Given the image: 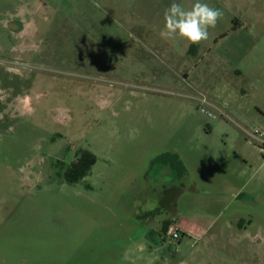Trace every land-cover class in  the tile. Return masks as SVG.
<instances>
[{
    "label": "rangeland",
    "instance_id": "obj_1",
    "mask_svg": "<svg viewBox=\"0 0 264 264\" xmlns=\"http://www.w3.org/2000/svg\"><path fill=\"white\" fill-rule=\"evenodd\" d=\"M147 1L0 0V264H264V0Z\"/></svg>",
    "mask_w": 264,
    "mask_h": 264
},
{
    "label": "clouds",
    "instance_id": "obj_2",
    "mask_svg": "<svg viewBox=\"0 0 264 264\" xmlns=\"http://www.w3.org/2000/svg\"><path fill=\"white\" fill-rule=\"evenodd\" d=\"M222 15L219 9L201 0H195L190 8L172 0L164 12L160 35L166 39L181 38L190 44L198 45L209 38V29L216 27Z\"/></svg>",
    "mask_w": 264,
    "mask_h": 264
},
{
    "label": "trees",
    "instance_id": "obj_3",
    "mask_svg": "<svg viewBox=\"0 0 264 264\" xmlns=\"http://www.w3.org/2000/svg\"><path fill=\"white\" fill-rule=\"evenodd\" d=\"M95 162V157L89 152V151H78L77 156L75 160L67 166L66 172H65V179L69 184H77L81 182L84 178H86L91 170L92 166ZM166 163L165 161H163ZM170 164L172 167H174V162L170 161ZM186 171H184L183 174H185ZM166 229V228H165ZM184 237V236H183Z\"/></svg>",
    "mask_w": 264,
    "mask_h": 264
},
{
    "label": "crops",
    "instance_id": "obj_4",
    "mask_svg": "<svg viewBox=\"0 0 264 264\" xmlns=\"http://www.w3.org/2000/svg\"><path fill=\"white\" fill-rule=\"evenodd\" d=\"M134 2H135L136 5H140L141 0H134ZM146 4L149 7H151V5L155 6V5H157V0H148ZM142 16H144V14H142V15L139 14L137 12V10L133 12V17H134L135 20H137L138 18L142 19V18H140ZM148 24H150V23H148ZM150 30H152V29H150ZM152 31H154V30H152ZM179 226L181 227L183 236L187 237L189 239H198L201 236H203L204 233H205V229H203V228H201V227H199L197 225L180 224Z\"/></svg>",
    "mask_w": 264,
    "mask_h": 264
},
{
    "label": "built area",
    "instance_id": "obj_5",
    "mask_svg": "<svg viewBox=\"0 0 264 264\" xmlns=\"http://www.w3.org/2000/svg\"><path fill=\"white\" fill-rule=\"evenodd\" d=\"M202 111L205 112V110L203 109ZM208 116L215 118V115H213L212 113H208ZM182 237H183V233L181 227L178 225L172 226L169 231V238L171 239V241L179 242L181 241Z\"/></svg>",
    "mask_w": 264,
    "mask_h": 264
},
{
    "label": "flooded vegetation",
    "instance_id": "obj_6",
    "mask_svg": "<svg viewBox=\"0 0 264 264\" xmlns=\"http://www.w3.org/2000/svg\"><path fill=\"white\" fill-rule=\"evenodd\" d=\"M164 166H167L169 167L170 165L169 164H166V163H163ZM172 167V166H171ZM173 168V167H172ZM173 170V169H172Z\"/></svg>",
    "mask_w": 264,
    "mask_h": 264
}]
</instances>
